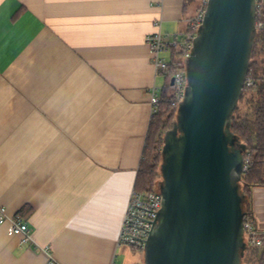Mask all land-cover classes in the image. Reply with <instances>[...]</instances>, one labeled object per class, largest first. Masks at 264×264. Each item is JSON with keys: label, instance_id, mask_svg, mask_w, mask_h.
I'll use <instances>...</instances> for the list:
<instances>
[{"label": "crops", "instance_id": "1", "mask_svg": "<svg viewBox=\"0 0 264 264\" xmlns=\"http://www.w3.org/2000/svg\"><path fill=\"white\" fill-rule=\"evenodd\" d=\"M192 0H0V264H124L117 238L135 189L156 73L145 37L182 38ZM170 57V54H169ZM264 232V186L250 192ZM124 254V255H123ZM120 259V262L117 263Z\"/></svg>", "mask_w": 264, "mask_h": 264}, {"label": "water", "instance_id": "2", "mask_svg": "<svg viewBox=\"0 0 264 264\" xmlns=\"http://www.w3.org/2000/svg\"><path fill=\"white\" fill-rule=\"evenodd\" d=\"M256 0H208L162 136L161 205L141 264H243L245 145L231 130L256 35Z\"/></svg>", "mask_w": 264, "mask_h": 264}, {"label": "trees", "instance_id": "3", "mask_svg": "<svg viewBox=\"0 0 264 264\" xmlns=\"http://www.w3.org/2000/svg\"><path fill=\"white\" fill-rule=\"evenodd\" d=\"M255 23L256 35L249 61L248 74L253 75L256 80L250 87L243 86L237 108L231 118V130L245 145L244 162H247V168L242 172L241 183L244 193L249 199L244 220L250 219L251 221V189L256 186H264V0H256ZM179 54V51L172 50L170 57L172 60L169 67L159 72L166 79L170 73L176 70L184 71L183 57H180ZM176 105L170 94L167 81L161 90L160 100L149 121L135 182L136 190L155 191L159 180L158 166L163 144L162 136L171 127ZM153 150L155 152L151 153ZM145 152H148L147 158L144 157ZM144 159H146V162H144ZM260 238L262 241L260 246H253L247 241L243 264H264V232H261Z\"/></svg>", "mask_w": 264, "mask_h": 264}, {"label": "built area", "instance_id": "4", "mask_svg": "<svg viewBox=\"0 0 264 264\" xmlns=\"http://www.w3.org/2000/svg\"><path fill=\"white\" fill-rule=\"evenodd\" d=\"M208 0H193V6L188 16L183 22V31L181 39H172L166 41L161 33V18L152 22L154 31L145 37V42L150 52V62L156 73L166 70L172 59L165 60L161 53L179 51L180 57H187L192 46V39L195 36V29L202 22ZM158 7H162V0H154ZM173 56V55H172ZM177 60V59H176ZM261 77V76H259ZM264 78V76H263ZM255 77L251 74L246 75L244 86L250 87L255 82ZM170 94L175 104L182 96L185 85V74L183 70H176L168 75ZM160 100V94L155 86L149 90V102L152 107V113L155 112L157 103ZM247 168V162H244L243 171ZM161 205V196L155 191H139L133 189L125 209V214L121 222L117 248L126 247L131 250L142 251L147 239L152 221L155 218L157 210ZM0 226H5L7 236H19L22 242L29 239V228L20 213L9 215L6 208L0 205ZM244 231L248 243L253 246H260L261 232H259L250 219L243 222ZM141 264V263H137Z\"/></svg>", "mask_w": 264, "mask_h": 264}, {"label": "rangeland", "instance_id": "5", "mask_svg": "<svg viewBox=\"0 0 264 264\" xmlns=\"http://www.w3.org/2000/svg\"><path fill=\"white\" fill-rule=\"evenodd\" d=\"M180 39H181V37H180ZM161 54H162V56L165 57V60H167V61L169 60V58H170L169 52H165V53L163 52ZM154 152H155L154 150L151 151V153H154ZM147 156H148V152H145L144 157L147 158ZM144 162H146V159H144ZM121 252L125 253V255L123 254L124 258L122 260V261H125L124 264L142 263V251H136V250H131V249L126 248V247H121V248H119L117 255L120 254ZM117 261H118L117 263H119L120 259Z\"/></svg>", "mask_w": 264, "mask_h": 264}]
</instances>
